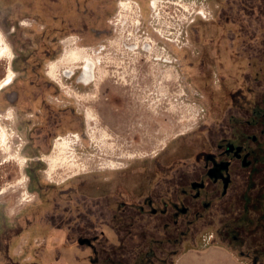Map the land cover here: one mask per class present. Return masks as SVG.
Wrapping results in <instances>:
<instances>
[{
	"label": "rangeland",
	"instance_id": "374dc122",
	"mask_svg": "<svg viewBox=\"0 0 264 264\" xmlns=\"http://www.w3.org/2000/svg\"><path fill=\"white\" fill-rule=\"evenodd\" d=\"M119 1L0 0V37L12 51L0 59V79L12 70L0 88V264H246L236 248L249 244L244 192L264 189V166L259 178L233 174L227 198L183 238L147 221L128 237L123 225H102L96 251L70 236L69 224L107 219L120 201L171 194L199 150L236 132L247 86L264 90V0H158L140 16ZM74 46L100 52L107 76L97 86L78 72L49 76ZM64 140L76 170L49 173L45 157ZM110 159L119 168L104 167ZM213 245L232 255L209 252Z\"/></svg>",
	"mask_w": 264,
	"mask_h": 264
},
{
	"label": "flooded vegetation",
	"instance_id": "af4514ba",
	"mask_svg": "<svg viewBox=\"0 0 264 264\" xmlns=\"http://www.w3.org/2000/svg\"><path fill=\"white\" fill-rule=\"evenodd\" d=\"M254 94V88L247 86L246 93L243 92L242 96L243 106H240L244 115L236 117L239 124L236 132L232 131L230 135L221 137L218 143L211 144L212 148L209 150H199L191 169L181 172L171 194H155L151 191L134 202L120 201L118 208L112 209L113 213L107 219L98 217V221H89L85 217L83 223L69 224L70 236L76 237L78 245H86L96 251L94 242L98 237H104L100 229L102 225L110 222L120 228L123 225L125 229L122 236L128 237L132 236L135 222L147 221L159 222L162 232L168 236L171 231H175L176 237H185L190 233L192 225L205 219L206 212L212 208L216 200L220 202L227 198L234 181L233 174H239L246 169H249L248 175L257 172L256 177L262 173L264 90ZM253 186L254 183H251L244 192L246 206L241 217L248 228L249 244L244 249L237 246L236 248L239 255L249 260L246 264H264V228L256 230L261 225L264 227V189L255 190ZM247 212L255 213L254 217L247 215ZM230 226L231 224H227V227ZM140 232L146 231L141 229ZM252 232L255 234H251ZM231 235L233 241L239 240L237 234ZM148 250L146 255L155 254L153 248L150 247ZM162 262L165 263L166 260Z\"/></svg>",
	"mask_w": 264,
	"mask_h": 264
},
{
	"label": "bare ground",
	"instance_id": "6f19581e",
	"mask_svg": "<svg viewBox=\"0 0 264 264\" xmlns=\"http://www.w3.org/2000/svg\"><path fill=\"white\" fill-rule=\"evenodd\" d=\"M119 5L121 6L122 10H131L133 11L136 16H140L142 14V11L144 7H148L149 9L156 8L158 6V0H120ZM134 7L137 8V12L134 10ZM64 44L67 46H71L76 44V41H74L72 38L67 39L64 41ZM135 46V45H134ZM134 46H129V48L134 52L135 48ZM144 51L148 53V55H152V46L144 44ZM100 52L94 51L93 54L88 53L84 51L82 48L78 46L70 47L67 49L63 54H61L55 61H53L49 65V76L52 77L54 80L59 82L61 79V75L69 76V74L75 75L78 71V82L90 85L94 84L97 86L103 78L107 76V73L101 69L102 65V56L99 55ZM12 51L9 47V45L4 41L3 37H0V59L5 58L7 61L11 58ZM105 59V57H104ZM150 60V58H147ZM162 59V58H161ZM168 62H172L169 59H166ZM165 61V60H164ZM178 61V59H177ZM105 62V60H104ZM154 67V66H153ZM155 69H153L154 71ZM151 76L156 75L155 72L150 73ZM165 78L168 81H174L175 78L170 76L169 74H165ZM114 76V75H113ZM165 78L163 80H165ZM10 82H12V70L8 67L5 70V75L3 78L0 79V88L9 85ZM163 83V82H162ZM86 97H84L85 99ZM93 113H90L88 111V114L86 113V119L88 121L94 119ZM88 123V122H87ZM136 131V130H135ZM138 131V130H137ZM136 131V133H137ZM105 133L103 132L102 138L104 137ZM5 132L4 130L0 133V143L5 140ZM101 140L103 141L104 139ZM68 141H60L56 143V149L58 152H54L48 156L45 157L47 163H48V172L51 173L55 170L56 166H63L66 167V170L68 171H74L76 170L75 166V158H74V152L68 151L70 148L68 146ZM71 145V144H69ZM4 152H6L5 149H3ZM121 156V155H119ZM118 156V157H119ZM128 157H133V154H128ZM22 161L19 160L18 164L20 165ZM104 167H108L110 169H116L119 168L118 163L115 159L106 160L104 163ZM74 168V169H73ZM17 183L22 182V179H17ZM5 187H3L0 192L4 191Z\"/></svg>",
	"mask_w": 264,
	"mask_h": 264
},
{
	"label": "crops",
	"instance_id": "0c3cea01",
	"mask_svg": "<svg viewBox=\"0 0 264 264\" xmlns=\"http://www.w3.org/2000/svg\"><path fill=\"white\" fill-rule=\"evenodd\" d=\"M207 250L209 251V252H213V251H223V252H226V253H228L229 251L228 250H226L225 248H223V247H218V246H214L213 245V247H211V248H207ZM231 255H232V252H229Z\"/></svg>",
	"mask_w": 264,
	"mask_h": 264
}]
</instances>
